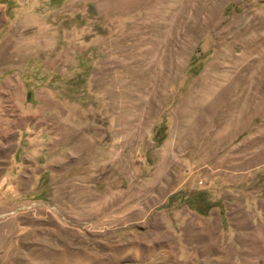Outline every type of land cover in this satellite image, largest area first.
Masks as SVG:
<instances>
[{
    "label": "rangeland",
    "instance_id": "obj_1",
    "mask_svg": "<svg viewBox=\"0 0 264 264\" xmlns=\"http://www.w3.org/2000/svg\"><path fill=\"white\" fill-rule=\"evenodd\" d=\"M0 84V264H264V0H0Z\"/></svg>",
    "mask_w": 264,
    "mask_h": 264
},
{
    "label": "crops",
    "instance_id": "obj_2",
    "mask_svg": "<svg viewBox=\"0 0 264 264\" xmlns=\"http://www.w3.org/2000/svg\"><path fill=\"white\" fill-rule=\"evenodd\" d=\"M2 107L3 106L0 104V177L5 172V164L1 162V151L4 148L3 143H6L13 133L14 136L17 137L18 131V120L15 114L12 113L13 109L9 110L10 112H6L7 109H4L5 111L3 112Z\"/></svg>",
    "mask_w": 264,
    "mask_h": 264
}]
</instances>
